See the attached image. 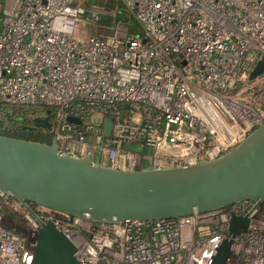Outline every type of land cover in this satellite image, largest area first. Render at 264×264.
Returning a JSON list of instances; mask_svg holds the SVG:
<instances>
[{"label":"built area","instance_id":"obj_1","mask_svg":"<svg viewBox=\"0 0 264 264\" xmlns=\"http://www.w3.org/2000/svg\"><path fill=\"white\" fill-rule=\"evenodd\" d=\"M86 1L6 0L0 14V104L35 108L20 110L25 120L51 115L61 152L115 169L189 166L264 123V72L249 77L264 57V0H119L141 32L111 37L80 33L100 20ZM27 205L59 226L87 264H206L230 214H247L249 229L234 238L227 264H264V201L124 222ZM38 227L0 191V264H30Z\"/></svg>","mask_w":264,"mask_h":264},{"label":"water","instance_id":"obj_2","mask_svg":"<svg viewBox=\"0 0 264 264\" xmlns=\"http://www.w3.org/2000/svg\"><path fill=\"white\" fill-rule=\"evenodd\" d=\"M262 72L264 57L249 77ZM34 121L27 128L50 127L48 115ZM111 124L106 117L105 136L110 135ZM0 191L24 205L39 224L30 264H87L78 258V248L66 233L53 221H42L27 202L98 222L173 219L243 201L260 205L264 201V123L213 160L161 168L115 169L92 161L87 154L61 152L54 138L45 143L0 134ZM249 222L247 214L231 213L227 236L206 264H227L234 238L247 233Z\"/></svg>","mask_w":264,"mask_h":264},{"label":"rangeland","instance_id":"obj_3","mask_svg":"<svg viewBox=\"0 0 264 264\" xmlns=\"http://www.w3.org/2000/svg\"><path fill=\"white\" fill-rule=\"evenodd\" d=\"M4 1L5 0H0V12L3 10ZM84 7L87 8V10L93 8L96 9L98 13H100V20H98L96 23H86L84 25H80V33L86 32L87 34H96L102 37H111L114 34H116L117 36H123L125 33L136 36L141 32L135 18L129 12H127V10L122 6L119 0H87L84 4ZM113 11H115L114 17L112 16ZM22 108H20L19 110L14 109V115L20 113V110L22 112L28 111L29 113L30 111L35 109L29 107ZM36 112L39 113L40 111L38 110ZM42 112L44 113L45 111H41V113ZM136 114L137 113L135 112V115ZM4 118L6 119L3 114H0V120L3 121ZM98 120L99 119L97 118V115H94L93 123L98 122ZM51 121H53V118ZM126 147H129L130 150L135 152H139L141 150V145L137 143H127ZM8 223L10 224L11 222ZM13 225L15 224L13 223Z\"/></svg>","mask_w":264,"mask_h":264},{"label":"trees","instance_id":"obj_4","mask_svg":"<svg viewBox=\"0 0 264 264\" xmlns=\"http://www.w3.org/2000/svg\"><path fill=\"white\" fill-rule=\"evenodd\" d=\"M14 109L17 108L10 109L0 104V114L6 117L3 121L0 120V134L26 140L51 143L53 134L50 127L47 128L44 125H40L39 127H35V129H29L27 126L33 127L34 121L21 119L20 114L14 115ZM48 116L49 122H51L52 116Z\"/></svg>","mask_w":264,"mask_h":264},{"label":"crops","instance_id":"obj_5","mask_svg":"<svg viewBox=\"0 0 264 264\" xmlns=\"http://www.w3.org/2000/svg\"><path fill=\"white\" fill-rule=\"evenodd\" d=\"M5 1H6V0H5ZM5 1L3 2V8H4ZM1 12H2V11H1ZM1 12H0V14H1Z\"/></svg>","mask_w":264,"mask_h":264},{"label":"flooded vegetation","instance_id":"obj_6","mask_svg":"<svg viewBox=\"0 0 264 264\" xmlns=\"http://www.w3.org/2000/svg\"><path fill=\"white\" fill-rule=\"evenodd\" d=\"M35 122V121H34ZM28 127V126H27ZM39 127V126H38ZM102 129H103V124H102Z\"/></svg>","mask_w":264,"mask_h":264},{"label":"bare ground","instance_id":"obj_7","mask_svg":"<svg viewBox=\"0 0 264 264\" xmlns=\"http://www.w3.org/2000/svg\"><path fill=\"white\" fill-rule=\"evenodd\" d=\"M13 1V0H12Z\"/></svg>","mask_w":264,"mask_h":264}]
</instances>
